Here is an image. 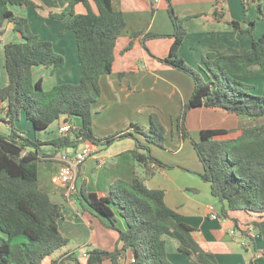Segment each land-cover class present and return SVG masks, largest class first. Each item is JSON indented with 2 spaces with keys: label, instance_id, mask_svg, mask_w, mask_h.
I'll use <instances>...</instances> for the list:
<instances>
[{
  "label": "trees",
  "instance_id": "trees-1",
  "mask_svg": "<svg viewBox=\"0 0 264 264\" xmlns=\"http://www.w3.org/2000/svg\"><path fill=\"white\" fill-rule=\"evenodd\" d=\"M93 1L95 7L89 0H71L61 12L51 13L55 19L71 16L68 26L77 40L80 81L58 83L46 90L41 78L34 80V68L51 67L55 72L64 67L66 58L55 50L51 40L42 39L32 30L27 17L17 15L10 8L11 4L41 6L33 0H0V28L5 22H13L14 30L23 37L20 42L5 44L9 83L0 87V120L10 128L8 134L0 131V264H41L70 242L59 226L63 206L39 187V163L54 155L40 154L41 146L46 143L21 134L16 121L23 112L36 130L47 129L62 116L72 124L68 133L50 141L56 152L78 148L84 142L107 145L128 135L136 139L131 130L145 138V142L137 139L132 151L141 169L135 172L132 181L115 180L105 196L88 191L85 184L77 191L94 215L119 232L114 249H91L85 264H103L105 260L120 264L128 251L133 256L131 264H175L167 255L165 234L176 238L181 252L192 255L199 263L219 264L215 254L194 238L193 227L176 220L178 212L166 203L165 191L146 184L156 174L157 166H167L151 152V144L164 145L166 133L156 113L151 114L149 127L131 123L127 131L110 137H98L92 129V105L101 96V77L112 72L117 41L127 26L124 13L114 9L112 0ZM167 1L173 32H132L123 52L132 49L137 40L150 52L146 46L149 38H173L169 55L157 59L194 78L192 96L178 118L182 137L189 136L187 114L198 106L222 108L252 119L264 118V95L254 92L252 83L253 79L264 77V33L241 53L204 57V67L196 70L178 55L187 34L188 17L178 15L172 1ZM79 2L85 5L86 12L75 11ZM258 9L264 17L260 3ZM228 23L240 32H253V27L244 29L239 21ZM192 144L203 165L200 176L210 184L212 195L221 204L222 219L230 218L231 211L264 214V123L240 129H202L200 139H192ZM118 215L126 221L125 230L117 225ZM232 220L247 238L248 231L238 225L237 218ZM253 224L261 228L264 221ZM250 242L253 244V239ZM68 260L83 264L76 253L64 255L51 264H67Z\"/></svg>",
  "mask_w": 264,
  "mask_h": 264
},
{
  "label": "crops",
  "instance_id": "crops-1",
  "mask_svg": "<svg viewBox=\"0 0 264 264\" xmlns=\"http://www.w3.org/2000/svg\"><path fill=\"white\" fill-rule=\"evenodd\" d=\"M33 1L41 8L16 4H11L10 8L17 15L27 17L32 30L42 39L51 40L55 50L66 58L64 67L55 72L51 71V67L36 66L34 80L41 78L44 88L46 85L51 88L62 82H79L77 40L75 33L68 26L71 16L68 15L64 19L50 16L51 13L61 12L71 0ZM89 1L95 7L94 1ZM171 1L178 15L188 17L185 21L187 34L178 55L199 69L204 67V57L215 58L222 54L241 53L251 48L253 39L264 33V17L260 16L258 9L260 3L264 13V0ZM112 4L114 9L124 13L127 26L117 41L113 70L101 77V96L92 105L94 133L98 137L106 138L127 131L131 123L146 127L150 115L158 110L160 120L168 131V140L166 146L151 144V152L167 166H157L154 177L146 181L147 186L165 191L166 203L178 212L176 220L193 227L194 238L207 251L215 254L219 264H264V225L256 228L253 224L255 221H264V214L231 211L230 218L212 217L210 207L213 206L214 211L219 213L221 204L212 195L210 184L200 176L203 172L201 161H193L191 154L189 157L180 158L169 155L179 154L184 149L185 142L180 129L175 128V120L190 100L195 86L188 73L157 59L169 55L173 38H149L146 46L152 54L139 40L132 49L123 52L132 32H173L174 25L169 16L168 1L112 0ZM75 11L84 13L86 7L79 2L75 5ZM230 20L239 21L244 29L253 27V32L236 30L228 23ZM0 29L3 31L0 35V82L1 86H6L9 83V75L5 67V44L20 42L23 37L20 32L14 30L13 22H5ZM69 67L73 69L75 80L73 72L67 71ZM260 78L262 77L253 79L252 83L255 85V81ZM202 107L207 106L192 109ZM24 113L21 114L20 122L16 121L21 134L32 140L39 138L46 143L41 146L40 154L54 155L52 159L39 163V187L47 192L54 202L63 206L64 215L59 221V226L62 233L70 239L68 245L56 250L41 264H51L53 260L72 253H76L80 262L85 264L84 254L91 249H114L119 232L109 228L105 220L94 215L87 204L81 201L78 192L68 193L59 179V152H56V147L50 141L61 136L59 129L65 122V116L54 121L47 129L36 130L27 117L25 118ZM9 130V125L0 120V131L8 134ZM131 131L137 134L135 130ZM138 137H120L107 145L103 142H84L76 148V151H80L85 146H90L93 151L82 164L77 178L78 191L85 184L88 191L105 196L115 180L132 181L135 172L141 170L136 165L132 151L137 146V139L145 142L143 136ZM162 150L165 153L161 152ZM232 218H237L238 225L248 231L247 238L241 235ZM117 224L121 225L123 230L127 228L126 221L119 215ZM163 238L167 255L172 262L201 264L192 255L181 252L176 238L167 234ZM132 260V253L128 251L120 260V264H131ZM67 264L76 263L68 260ZM103 264L113 263L108 260Z\"/></svg>",
  "mask_w": 264,
  "mask_h": 264
},
{
  "label": "rangeland",
  "instance_id": "rangeland-1",
  "mask_svg": "<svg viewBox=\"0 0 264 264\" xmlns=\"http://www.w3.org/2000/svg\"><path fill=\"white\" fill-rule=\"evenodd\" d=\"M0 67L2 68L1 56H0ZM193 67H194V69L199 70V68H197L195 66H193ZM67 71L73 72V69L71 67H69ZM69 72H66V74L70 75ZM72 76L74 77V72H73ZM75 78L76 77H74L73 80H75ZM192 79L194 80L193 77H192ZM73 82H75V81H73ZM255 86H256L255 92L257 94H263L264 95V77L260 78L258 81H255ZM0 87H5V86H1V82H0ZM51 88H48V85H46L44 89L49 90ZM154 113H156V115L160 118V114H159L158 110H155ZM24 115H25V113H24ZM25 118H26V115H25ZM20 120H18L17 122H20ZM175 123H176L175 128L177 129L178 118L175 120ZM262 123H264V118H262V117L252 119L249 117L237 116L235 114L228 113L226 110H224L222 108L212 109V108L202 107V108H198V109H192L189 111V113L187 114V118H186V127L189 131L188 132L189 136L186 138L181 136L185 142L184 149L179 154H169V155L172 157L180 158V156L189 157L191 154L193 157V161H196L198 163L199 159H198L196 150L192 144V139L199 140L200 139V133H201L202 129H207V128L240 129L243 127L254 126V125H258V124H262ZM149 124H150V118L148 119L146 126L149 127ZM167 132L168 131H166V133H165V140H164L165 146H166V143L168 140ZM135 136L136 137H138V136L142 137L143 135H141L140 133H137V134H135ZM72 149H76V148L72 147ZM161 152L165 153V151H163V150ZM120 226L121 225H118V227L120 229H122ZM105 261H108V260H105Z\"/></svg>",
  "mask_w": 264,
  "mask_h": 264
},
{
  "label": "built area",
  "instance_id": "built-area-1",
  "mask_svg": "<svg viewBox=\"0 0 264 264\" xmlns=\"http://www.w3.org/2000/svg\"><path fill=\"white\" fill-rule=\"evenodd\" d=\"M72 124L70 122H64L60 127V134H66L71 130ZM92 148L85 146L80 151H76L72 148H65L57 155V159L60 163L59 179L62 186L68 193H76L78 191L77 178L79 176L80 167L84 161L92 154ZM212 211V217L218 218L219 213L214 211V207H210ZM87 256V253L84 254Z\"/></svg>",
  "mask_w": 264,
  "mask_h": 264
}]
</instances>
